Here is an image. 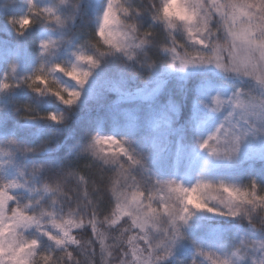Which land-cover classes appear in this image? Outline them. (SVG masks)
Here are the masks:
<instances>
[{"label":"rangeland","instance_id":"obj_1","mask_svg":"<svg viewBox=\"0 0 264 264\" xmlns=\"http://www.w3.org/2000/svg\"><path fill=\"white\" fill-rule=\"evenodd\" d=\"M59 1L64 4L67 0L52 4L49 0L11 4L0 0V33L5 35H0L4 92L7 87L26 84L65 105L81 103L93 94L99 61L86 50L65 46L70 34L65 24L69 14L65 15L62 4L57 5ZM126 2L90 0L89 6L101 46L138 58L144 42L127 23ZM257 2L163 0L161 19L186 54L183 59L176 48L171 50L170 55L185 60L179 70L187 66L212 68L233 84L207 79L200 83L192 122L196 135L188 146L179 139L169 150L158 149L156 157L167 160L163 179L141 180L137 186L128 172L121 176L114 191L112 224L129 218L135 232L130 256L119 264H163L179 254L200 258L205 264H264V234H250L238 243L240 233L233 231L232 239L222 241L220 249L219 234L211 224L216 219L240 217L247 210L253 217L258 211L256 207L249 209L252 200L248 188L222 176L248 163L264 161V101L252 93L254 87L264 88L257 83H264V12ZM42 19L50 30L40 37L38 54L30 56L27 47L21 46L22 40L30 23ZM220 35L232 50L229 64ZM165 70L176 69L170 65ZM241 79L254 83L245 90L236 85ZM176 111L175 104L169 103L149 120L148 125L157 132L156 141L170 139L165 133L174 125ZM51 118L61 120L55 113ZM96 146L112 159L124 150L111 137L98 138ZM0 168L6 177L0 189V264H31L43 246L64 249L75 245V232L83 223L75 215L57 210L52 191L30 184L25 173L3 153ZM255 227L251 225V233ZM198 231L211 236L196 235ZM207 240H211L208 246Z\"/></svg>","mask_w":264,"mask_h":264},{"label":"trees","instance_id":"obj_2","mask_svg":"<svg viewBox=\"0 0 264 264\" xmlns=\"http://www.w3.org/2000/svg\"><path fill=\"white\" fill-rule=\"evenodd\" d=\"M2 1L11 4L18 0ZM254 1H258L264 12V0ZM49 2L52 4L54 0ZM162 2H126L127 23L144 42L143 53L138 58L101 46L90 0L57 2L63 5L65 15L69 14L65 24L70 34L65 46L86 50L99 61L96 89L81 103L65 105L26 84L7 87L4 92L0 71V153L25 173L30 184L47 186L59 212L75 215L83 223L75 232V245L64 249L43 246L31 264H119L127 260L135 232L132 222L125 218L118 225L112 224L116 213L114 191L121 176L128 172L137 186L141 180L163 179L168 166L166 159L156 157L158 149L169 150L179 139L188 146L196 135L192 122L200 83L207 79L233 84L230 78L212 68L187 66L179 70L185 60L170 55L171 50L176 48L183 59L186 54L176 45L161 19ZM49 30L43 19L30 23L21 45L27 47L28 55L38 54L39 39ZM220 37L229 64L232 50L226 39ZM170 65L176 70H165ZM236 83L247 90L254 82L241 79ZM257 83L264 86L263 82ZM252 90L264 101V88ZM169 103L177 108L174 125L165 133L170 139L156 141L157 132L148 125L149 120ZM52 113L58 114L61 120H53ZM100 137L113 138L124 150L112 159L97 148ZM222 176L248 188L252 200L249 209L256 207L258 211L253 217L247 210L237 218L213 220L211 224L215 234H219L220 249L224 247L222 241L232 239L233 231L240 233L238 243L250 234L255 237L264 234V161L255 165L248 163ZM5 183L6 177L0 168V189ZM141 189L147 193V189ZM252 224L256 226L254 234ZM196 235L211 236L204 231ZM209 243L211 240H207L206 246ZM163 264L205 263L189 254H179Z\"/></svg>","mask_w":264,"mask_h":264}]
</instances>
